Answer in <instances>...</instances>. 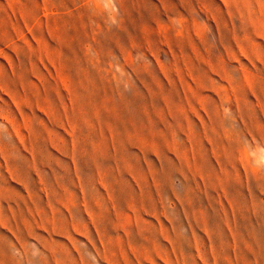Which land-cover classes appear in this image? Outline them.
Returning <instances> with one entry per match:
<instances>
[{
	"label": "rangeland",
	"instance_id": "obj_1",
	"mask_svg": "<svg viewBox=\"0 0 264 264\" xmlns=\"http://www.w3.org/2000/svg\"><path fill=\"white\" fill-rule=\"evenodd\" d=\"M0 264H264V0H0Z\"/></svg>",
	"mask_w": 264,
	"mask_h": 264
}]
</instances>
